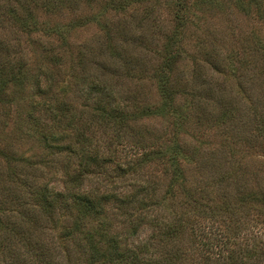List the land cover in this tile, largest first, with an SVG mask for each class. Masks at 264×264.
Listing matches in <instances>:
<instances>
[{"label": "trees", "instance_id": "16d2710c", "mask_svg": "<svg viewBox=\"0 0 264 264\" xmlns=\"http://www.w3.org/2000/svg\"><path fill=\"white\" fill-rule=\"evenodd\" d=\"M161 4L173 26L156 37ZM234 5L264 25V0ZM221 7L0 0V113L15 116L0 138V264H264V185L236 159L239 143L264 156V40L234 61L194 30L195 11ZM83 28L96 47L75 43Z\"/></svg>", "mask_w": 264, "mask_h": 264}, {"label": "rangeland", "instance_id": "374dc122", "mask_svg": "<svg viewBox=\"0 0 264 264\" xmlns=\"http://www.w3.org/2000/svg\"><path fill=\"white\" fill-rule=\"evenodd\" d=\"M222 5L221 9H212L210 11H195L193 14L197 16V18L193 19L195 26L194 30H198L197 32H204V33H210L213 32L216 35L217 38V44L225 43V48L227 51L233 52V60L237 61L241 58L242 52H243V46L247 43V41L252 40L254 41L255 37L262 38L264 40V25L261 23V21L257 18L255 11H252L250 15H245L239 10L235 8L234 0H217ZM138 15V14H133ZM173 15L169 11L168 8H165L164 4H161V6H155V12L153 13V21L157 24L156 31V37H160L161 33L166 32L169 30V26L173 23L171 21V17ZM130 19V18H129ZM136 23H139L141 20L138 16L136 19ZM138 21V22H137ZM147 21H145L146 23ZM193 31V30H192ZM153 28L150 24H143L141 29L137 32L138 36H144L141 42V40H138V42L135 43L137 46L140 44V52L143 54L146 52V48L148 46L154 45V36L152 34ZM142 34V35H141ZM153 36V37H152ZM192 42L194 45L196 44V39L194 37H191ZM75 43L81 44L82 42H89L93 46H97V40H98V34L95 28H83L80 31H78L75 36ZM30 54V53H29ZM148 55V59H149ZM39 62V60H38ZM63 77L58 78L60 81L67 78V75L64 74L62 71ZM217 77V76H215ZM222 78V77H221ZM223 79V78H222ZM123 82H129V78L122 77ZM147 82V81H145ZM228 86L230 83L233 84V80L231 78L227 79ZM142 83V82H141ZM143 84V83H142ZM148 90V89H147ZM147 90H145V94H147ZM151 96V95H149ZM262 98L264 99V94L262 93ZM241 104L245 107L247 104V101L245 100L244 103V96L240 98ZM13 111V108H12ZM253 111L250 110L246 112L247 115H244V120H250L251 115ZM12 119L6 120L3 115L0 113V138H2V135L4 132L2 129H4L6 126H9V131H11L14 128L15 125V116L14 113H12ZM155 125H158V127H164L166 126V122L160 118H156L155 120H152ZM244 121H240V128H242ZM215 131L208 132L204 136V143L209 144L205 148H218V146L222 143L221 138L217 135H214ZM241 138L244 139L245 133L241 132ZM239 140V139H238ZM255 143L251 144L250 146L240 145L244 146L242 147L244 151L240 154H237L236 159L240 160L238 163L242 166V168L248 172L247 178L250 180V183H253L252 177H259L261 179L262 184L264 185V156L263 153L258 151L256 147L254 146ZM208 150V149H206ZM215 151V150H214ZM212 151H207L208 154H210ZM218 154V153H217ZM209 155H207L206 160L209 159ZM218 157V156H217ZM219 158V157H218ZM220 161L218 159L216 161V164ZM211 162V161H210ZM229 163V162H228ZM237 166V163H234Z\"/></svg>", "mask_w": 264, "mask_h": 264}]
</instances>
